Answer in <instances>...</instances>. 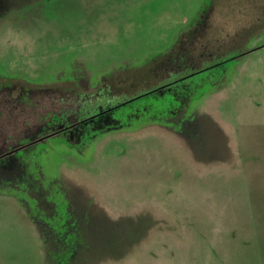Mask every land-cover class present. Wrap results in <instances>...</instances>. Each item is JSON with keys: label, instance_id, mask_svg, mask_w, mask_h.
I'll return each mask as SVG.
<instances>
[{"label": "rangeland", "instance_id": "obj_1", "mask_svg": "<svg viewBox=\"0 0 264 264\" xmlns=\"http://www.w3.org/2000/svg\"><path fill=\"white\" fill-rule=\"evenodd\" d=\"M0 264H264V0H0Z\"/></svg>", "mask_w": 264, "mask_h": 264}]
</instances>
